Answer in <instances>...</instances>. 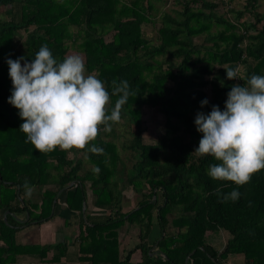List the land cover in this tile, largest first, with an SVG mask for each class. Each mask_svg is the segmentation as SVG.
Wrapping results in <instances>:
<instances>
[{"label":"trees","instance_id":"1","mask_svg":"<svg viewBox=\"0 0 264 264\" xmlns=\"http://www.w3.org/2000/svg\"><path fill=\"white\" fill-rule=\"evenodd\" d=\"M154 1L162 0H0L7 16L0 21V230L50 221L59 195L79 227L70 245L0 242V264H16L21 254H39L44 261L51 250L57 252L52 261L65 256L90 264H134L137 250V264H229L231 256H242L241 264H264V170L237 187L210 178L207 169L217 161L193 153L202 138L194 124L197 112L207 114L212 105L223 110L234 84L264 75L260 0H245L239 9L234 0H176L181 9L161 15L158 45L144 32L157 24ZM44 44L61 62L71 52L84 56L88 74L104 81L110 93L108 114L118 99L111 95L113 80H126L137 93L123 105L120 120L134 128L123 144L130 166L113 140L120 122L91 142L103 154L80 150L90 168L75 149L40 153L25 142L19 110L8 103L12 81L6 61L23 56L31 62ZM228 67H238L244 79L228 80ZM205 98L209 103L201 108ZM145 106L165 115V131L153 144L144 142ZM26 181L39 192L28 197ZM233 189L240 198L223 201ZM127 195L137 198L130 209L124 206ZM18 213L27 217L25 224L14 218ZM126 224L137 227L140 243L121 256L119 233ZM155 224L166 260L150 254L147 241ZM219 232L230 236L221 249L208 242Z\"/></svg>","mask_w":264,"mask_h":264},{"label":"clouds","instance_id":"2","mask_svg":"<svg viewBox=\"0 0 264 264\" xmlns=\"http://www.w3.org/2000/svg\"><path fill=\"white\" fill-rule=\"evenodd\" d=\"M12 81L8 103L18 109L23 120L19 130L40 153L86 149L103 154L94 143L101 130L111 131L121 120V112L130 95L129 83L112 81L111 95L118 96L108 114L110 93L105 82L87 74L84 58L66 56L58 61L47 44L40 47L31 62L19 57L7 59ZM228 80L244 79L239 68H224ZM205 98L201 108L208 105ZM194 124L202 133L197 156H211L217 163L209 165L213 180L233 182L237 187L250 183L252 176L264 170V75L252 74L246 83H236L227 93L224 109L212 105L207 114L197 112ZM96 173L99 169H94ZM25 194L33 189L26 181ZM219 196V190H217ZM241 193L233 189L223 201L236 202Z\"/></svg>","mask_w":264,"mask_h":264},{"label":"crops","instance_id":"3","mask_svg":"<svg viewBox=\"0 0 264 264\" xmlns=\"http://www.w3.org/2000/svg\"><path fill=\"white\" fill-rule=\"evenodd\" d=\"M1 14H3V17H0V21L7 20V16L3 13V11ZM33 192L38 193L39 189L36 188ZM88 207L90 210L92 209L90 199L88 202ZM3 216L5 219V214ZM52 216L54 217L48 222H44L42 224H31L29 226L24 225L17 230H15L13 227L7 226L6 224L3 225L0 230L1 244L5 246L11 242H16L18 244L40 246H51L56 244L70 245L78 235L79 227L77 218L74 217V213L69 211L67 208L64 196L59 195L58 203L53 207ZM14 218L24 224L27 222V217L25 219V214H15ZM229 237L230 236L226 232L214 233L208 236V242L215 245L216 248L221 249ZM160 238V228L155 224L152 227L147 241L148 245L151 247L150 254H152V257L159 256L155 253L159 251L157 244ZM119 243L120 254L121 256H125L129 250L135 248L140 243L138 229L135 228V226L126 224L120 230ZM55 255H57V252L51 250L47 253L44 261H42V258L39 254H21L16 257V264H90L87 262H77L74 260V258L70 261L67 260L65 256L52 261V258ZM72 256L74 257L73 254ZM131 261L134 264L142 261V253L140 250H137L132 254ZM242 262V256H231L229 258V264H241Z\"/></svg>","mask_w":264,"mask_h":264},{"label":"rangeland","instance_id":"4","mask_svg":"<svg viewBox=\"0 0 264 264\" xmlns=\"http://www.w3.org/2000/svg\"><path fill=\"white\" fill-rule=\"evenodd\" d=\"M122 1L128 2V0H122ZM244 2L245 0H234L232 2V6L236 9H239V8H242V6L244 5ZM154 5L156 9H158V12L154 13L156 15L155 21L157 22V24H149V26L144 28V32L146 36L152 40V44L158 45L159 42L157 41V30H158L157 26H159L160 24L162 13L171 12L172 10H175V9L179 10L181 9V6L179 4H176V0L154 1ZM223 11H224L223 9L220 10V12H223ZM258 11L264 15V0H260ZM226 15L227 17H231V15L229 14H226ZM1 16L3 17V14H1L0 12V17ZM262 24H264V22ZM69 55H80L84 58L83 55L79 53H75V52H71ZM143 127L145 130L144 131V142L148 144L156 143L161 137V135L163 134V132L165 131L164 113L158 108L154 109V108L145 106L143 108ZM133 130H134L133 126H130L125 121H122L116 126L115 138L113 139L116 142V144L119 146L121 155L126 160V163L128 166L131 165V162H129L130 159L127 160L130 154L123 150V144L128 143V141L131 139ZM75 150H76V157L84 161L86 168H90L91 165L86 161L87 156L84 155V153L81 152L79 149H75ZM89 199L90 201H92L91 195H89ZM136 203H137V198L131 195V197L130 196L126 197L124 201V206L126 209H130L133 206H135ZM135 228L137 227L135 226Z\"/></svg>","mask_w":264,"mask_h":264},{"label":"water","instance_id":"5","mask_svg":"<svg viewBox=\"0 0 264 264\" xmlns=\"http://www.w3.org/2000/svg\"><path fill=\"white\" fill-rule=\"evenodd\" d=\"M74 184H75V183L72 182L67 188H71ZM153 201H154V202L156 201V196H154ZM85 212H86V202H83V214H84V215H85ZM8 213H9V212H6V213H5V221H6V215H7ZM26 221H28V220H26ZM155 254L161 256V258H163V259H165V260L167 259L166 256H165L161 251H158V252H156ZM155 254H153V255H155ZM151 256H152V254H151Z\"/></svg>","mask_w":264,"mask_h":264}]
</instances>
